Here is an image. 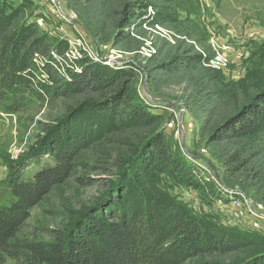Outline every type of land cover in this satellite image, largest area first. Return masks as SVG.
Returning <instances> with one entry per match:
<instances>
[{"label":"trees","instance_id":"1","mask_svg":"<svg viewBox=\"0 0 264 264\" xmlns=\"http://www.w3.org/2000/svg\"><path fill=\"white\" fill-rule=\"evenodd\" d=\"M107 2L100 0V6ZM66 8L83 19L90 34L96 32L93 22L79 10L69 4ZM17 14L0 9V106L4 113L19 107L21 91L28 88V75L35 70L33 60L39 57L55 96L78 98L69 114L81 113L99 129L109 125L107 131H120L126 124L150 135L139 140L130 159L112 164L120 174L119 195L111 194L109 202L84 212L68 232L43 244L21 239L22 227L31 210L70 178L80 153L93 138L89 129L67 128L63 134L60 129L46 130L43 142L31 148L28 156H49L51 164L40 167L30 179L22 177L24 168L19 166L7 180L10 199L0 205V256L15 264H264L263 234L252 229L236 234L220 230L171 203L160 176L188 186L198 183L191 174L193 168L177 158L158 130L160 118L153 111L162 104L145 102L131 90L134 70L98 65L83 51L73 62L75 68L62 67L65 48L39 36L36 28L21 26ZM185 54L184 59L174 57L172 62L157 64L156 71L162 77L178 76L176 83H192L200 107H206L204 123L210 125L216 119L208 145L224 167V183L243 188L249 184L262 194L264 203V153L258 140L264 131V74L241 84L225 83L202 66L203 58L193 48ZM189 155L195 159L194 153ZM239 173L252 175L254 180H236ZM220 192L221 198L232 197Z\"/></svg>","mask_w":264,"mask_h":264},{"label":"rangeland","instance_id":"2","mask_svg":"<svg viewBox=\"0 0 264 264\" xmlns=\"http://www.w3.org/2000/svg\"><path fill=\"white\" fill-rule=\"evenodd\" d=\"M67 4L93 22L96 32L90 34L83 19L67 10ZM0 7L7 14L17 11L21 26L36 28L39 36L65 48L68 65L61 62L62 67L75 68L73 62L83 51L98 65L134 70L131 90L145 102L162 104L153 111L160 118L158 130L177 158L193 168L191 174L198 183L188 186L160 176V185L172 204L233 234L250 231L248 206L264 215L261 193L249 184L243 188L224 183V167L208 145L216 119L210 125L204 123L206 107H200L192 83H176L178 76L162 77L156 71L157 64L172 62L174 57L184 59L186 50L193 48L203 58L202 66L225 83L241 84L249 77L261 78L264 0H108L105 6H100V0H0ZM102 8L104 12L98 16L96 12ZM214 51L227 58L226 66L220 70L205 66ZM33 62L35 70L28 75V88L21 91L19 107L7 114L0 106V205L10 199L7 180L17 167L23 166L22 177L30 179L40 167L51 164L49 156H28L31 148L37 149L43 142L46 130L60 129L63 134L67 128H82L93 134L70 178L31 210L22 227L21 239L47 244L57 234L68 232L84 212L109 202L111 194L119 195L120 174L112 164L130 159L139 140L150 132L143 133L126 124L120 131H107L109 125L99 129L88 124L81 113L69 114L68 109L78 98L58 99L41 70L44 61L37 57ZM258 140L264 153V131ZM189 153H194L195 159ZM239 174L236 180H254L252 175ZM220 190L232 197L221 198ZM236 193L238 196L233 197ZM234 199L241 200L242 209L231 205ZM0 264L15 262L0 256Z\"/></svg>","mask_w":264,"mask_h":264},{"label":"built area","instance_id":"3","mask_svg":"<svg viewBox=\"0 0 264 264\" xmlns=\"http://www.w3.org/2000/svg\"><path fill=\"white\" fill-rule=\"evenodd\" d=\"M90 58L92 59V57ZM226 60L227 58L224 55L221 56L219 52L214 51V55L212 56V58L207 60L208 62H206L205 66L220 70V67L226 66ZM213 63L215 64L213 65ZM231 205L237 210H240L243 207L240 199H234L231 202ZM246 213V215L250 218V229L258 231L259 233L264 235V215L257 213V211L253 207L249 206L246 209Z\"/></svg>","mask_w":264,"mask_h":264},{"label":"water","instance_id":"4","mask_svg":"<svg viewBox=\"0 0 264 264\" xmlns=\"http://www.w3.org/2000/svg\"><path fill=\"white\" fill-rule=\"evenodd\" d=\"M150 100H151V101H155V99H153V98H150Z\"/></svg>","mask_w":264,"mask_h":264}]
</instances>
